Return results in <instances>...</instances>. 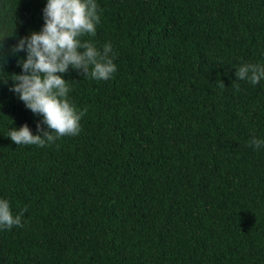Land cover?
I'll return each mask as SVG.
<instances>
[{"label": "trees", "instance_id": "1", "mask_svg": "<svg viewBox=\"0 0 264 264\" xmlns=\"http://www.w3.org/2000/svg\"><path fill=\"white\" fill-rule=\"evenodd\" d=\"M45 2L0 0V197L22 220L0 264H264V81L235 76L264 63V0H97L83 38L116 72L69 69L80 132L17 145L8 128L40 117L9 90V46Z\"/></svg>", "mask_w": 264, "mask_h": 264}, {"label": "clouds", "instance_id": "2", "mask_svg": "<svg viewBox=\"0 0 264 264\" xmlns=\"http://www.w3.org/2000/svg\"><path fill=\"white\" fill-rule=\"evenodd\" d=\"M42 19L38 31L17 35L9 46L20 68L19 73L11 75L9 90L40 117L35 133L27 123L8 128L7 136L17 145L45 146L80 132L83 112L68 98L70 87L64 78L69 69L95 80H108L117 70L111 43H105L100 50L91 40L83 38L96 33L100 22L97 0H46ZM11 35L13 30L11 34H0V49L4 47L3 37ZM4 63L7 58L0 51V81L7 83ZM235 76L256 85L264 81V63H242ZM251 144L257 149L264 148V138L253 137ZM21 224V214L13 215L10 201L0 197V229Z\"/></svg>", "mask_w": 264, "mask_h": 264}]
</instances>
